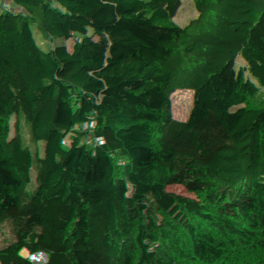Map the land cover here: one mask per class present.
Segmentation results:
<instances>
[{"label": "trees", "instance_id": "16d2710c", "mask_svg": "<svg viewBox=\"0 0 264 264\" xmlns=\"http://www.w3.org/2000/svg\"><path fill=\"white\" fill-rule=\"evenodd\" d=\"M70 57L78 88L15 87ZM259 72L243 0H0V264H264ZM156 87L172 106L140 158Z\"/></svg>", "mask_w": 264, "mask_h": 264}, {"label": "rangeland", "instance_id": "374dc122", "mask_svg": "<svg viewBox=\"0 0 264 264\" xmlns=\"http://www.w3.org/2000/svg\"><path fill=\"white\" fill-rule=\"evenodd\" d=\"M74 57L68 59L67 66L61 72L50 77H31L26 71L19 73V79L16 81L15 87L19 90H28L31 80H36L37 84L42 87H51L55 85H65L70 88H78V85L71 82V76L80 75V71L74 68ZM171 102L166 96L162 87L154 88L149 94L143 105L137 114V122L140 127V138L132 150L134 156L144 157L150 150L156 147V141L154 138L153 130L156 126L166 123V111L171 108ZM264 108L263 104H259L256 107ZM255 107V108H256ZM240 141L246 143L251 141L250 135H241ZM50 165L47 162V166ZM37 169L33 167L25 173V178L30 181V177ZM54 171V170H53ZM16 173L7 172L0 169V178L8 179L12 178ZM201 190L198 188L195 191L194 197L197 199ZM210 209V208H209ZM211 210V209H210ZM152 233V224L149 222H137L131 227V245L136 251H145L147 249L149 240Z\"/></svg>", "mask_w": 264, "mask_h": 264}, {"label": "built area", "instance_id": "2783aa9c", "mask_svg": "<svg viewBox=\"0 0 264 264\" xmlns=\"http://www.w3.org/2000/svg\"><path fill=\"white\" fill-rule=\"evenodd\" d=\"M244 8L248 18V31L250 33V39L254 43V53H256L260 58V72H259V84L264 87V44L263 38L264 34L260 33L255 25L253 12H252V3L253 0H243ZM255 119L261 122H264V108L262 112L257 111L255 114ZM53 254L48 252V254H43L40 257V261L51 263Z\"/></svg>", "mask_w": 264, "mask_h": 264}, {"label": "crops", "instance_id": "0c3cea01", "mask_svg": "<svg viewBox=\"0 0 264 264\" xmlns=\"http://www.w3.org/2000/svg\"><path fill=\"white\" fill-rule=\"evenodd\" d=\"M263 44H264V38H263ZM263 102H264V99L263 100H254L253 102H252V104H251V107H252V109H254L256 106H259V104H263ZM260 108L262 109V107L260 106Z\"/></svg>", "mask_w": 264, "mask_h": 264}]
</instances>
